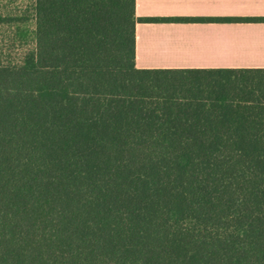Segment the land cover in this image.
<instances>
[{
  "label": "trees",
  "instance_id": "1",
  "mask_svg": "<svg viewBox=\"0 0 264 264\" xmlns=\"http://www.w3.org/2000/svg\"><path fill=\"white\" fill-rule=\"evenodd\" d=\"M36 11L0 64V264H264V69H138L135 0Z\"/></svg>",
  "mask_w": 264,
  "mask_h": 264
},
{
  "label": "crops",
  "instance_id": "2",
  "mask_svg": "<svg viewBox=\"0 0 264 264\" xmlns=\"http://www.w3.org/2000/svg\"><path fill=\"white\" fill-rule=\"evenodd\" d=\"M135 16L138 69H264V21H217L264 19V0H135Z\"/></svg>",
  "mask_w": 264,
  "mask_h": 264
},
{
  "label": "rangeland",
  "instance_id": "3",
  "mask_svg": "<svg viewBox=\"0 0 264 264\" xmlns=\"http://www.w3.org/2000/svg\"><path fill=\"white\" fill-rule=\"evenodd\" d=\"M37 0H0V64H18L34 48Z\"/></svg>",
  "mask_w": 264,
  "mask_h": 264
}]
</instances>
